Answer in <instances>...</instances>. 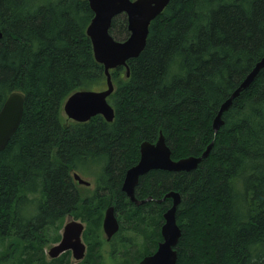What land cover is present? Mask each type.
Wrapping results in <instances>:
<instances>
[{
    "label": "trees",
    "instance_id": "obj_1",
    "mask_svg": "<svg viewBox=\"0 0 264 264\" xmlns=\"http://www.w3.org/2000/svg\"><path fill=\"white\" fill-rule=\"evenodd\" d=\"M91 10L88 0H0V109L12 91L26 94L20 126L0 152V237L9 242L0 264H70L68 252L45 261L68 216L87 223L81 264H118V252L139 264L162 239L172 199H159L171 190L182 195L177 264H264V68L213 128L221 104L264 56V0H171L145 49L128 60L130 75L125 66L111 71L114 120L76 122L63 111L68 96L107 87L87 34ZM110 32L128 37L126 14ZM161 132L174 159L212 148L192 171L142 176L136 195L152 199L138 205L122 183L141 142ZM74 172L96 175L90 194ZM110 205L121 228L111 240L118 247L106 251Z\"/></svg>",
    "mask_w": 264,
    "mask_h": 264
},
{
    "label": "water",
    "instance_id": "obj_2",
    "mask_svg": "<svg viewBox=\"0 0 264 264\" xmlns=\"http://www.w3.org/2000/svg\"><path fill=\"white\" fill-rule=\"evenodd\" d=\"M94 12V16L87 27V34L91 39L96 60L104 65L107 77V87L100 90L80 89L68 96L65 100L64 113L71 120L86 122L96 115H102L111 122L115 117V109L108 98L115 89L112 69L125 66L127 76L130 75L128 60L136 58L145 49L150 31V25L168 6L171 0H88ZM125 13L128 21L129 35L123 40L116 39L110 32L113 18ZM3 30L0 27V37ZM264 68V56L257 61L252 70L246 75L239 86L221 104L217 115L213 120L215 133L225 123L223 114L230 109L234 100L249 88L255 81L260 71ZM26 94L20 90L12 91L0 109V152L4 150L11 137L20 126L24 109ZM212 143L200 156L189 155L179 159L172 157V149L161 132L155 142L144 140L140 145V159L131 166L125 174L122 190L132 202L140 205L147 200L136 196V186L140 178L154 169L168 171H192L196 169L203 159L210 154ZM74 178L80 184L90 185L91 181L83 178L78 172H74ZM172 199L171 205L164 212L162 224V240L157 250L140 260V264H177L179 254L177 246L183 234L178 223V208L182 202L179 191L171 190L159 201ZM107 240H111L120 229L114 205L106 208L102 223ZM85 223L81 220L68 217L62 229V237L59 242L51 245L48 254L56 258L68 250H72L76 260H82L86 256L87 245L83 240Z\"/></svg>",
    "mask_w": 264,
    "mask_h": 264
},
{
    "label": "rangeland",
    "instance_id": "obj_3",
    "mask_svg": "<svg viewBox=\"0 0 264 264\" xmlns=\"http://www.w3.org/2000/svg\"><path fill=\"white\" fill-rule=\"evenodd\" d=\"M42 1V0H40ZM84 178H86L87 180L91 181V184L90 185H84V184H79V188L80 190L83 192V194H90L95 185H96V176L95 175H89V176H85ZM78 220H81L85 223V225H87L86 221L82 220L81 218H77ZM67 221V220H66ZM61 232V231H60ZM105 237V236H104ZM86 241V240H85ZM8 240H4L0 237V257H3L4 255H6L7 251L5 250L7 245H8ZM54 242H51L49 243L46 247H45V261L46 262H51L50 260V257L48 256V249L49 247L53 244ZM87 243V242H86ZM55 244V243H54ZM118 244L119 243H115V244H112V241L111 242H107V244H105V248H106V251H109L110 248L112 249L113 247L117 246L118 247ZM105 251V252H106ZM131 259L134 260L132 254L130 255ZM112 258V257H110ZM109 258V259H110ZM69 260L72 262V264H81L82 261H77L74 263V261H76L73 257V255H70L69 256ZM127 260V254H123L121 252H118L117 254V258L116 257H113L111 262H118V264H127L125 263V261Z\"/></svg>",
    "mask_w": 264,
    "mask_h": 264
},
{
    "label": "flooded vegetation",
    "instance_id": "obj_4",
    "mask_svg": "<svg viewBox=\"0 0 264 264\" xmlns=\"http://www.w3.org/2000/svg\"><path fill=\"white\" fill-rule=\"evenodd\" d=\"M139 159H140V158H139ZM145 175H146V174H145ZM73 176H74V173H73ZM143 176H144V175H143ZM74 179H75V178H74ZM75 180H76V179H75ZM76 181L78 182V180H76ZM78 183H79V182H78ZM139 183H140V182H139ZM79 184H80V183H79ZM122 184H123V183H122ZM138 185H139V184H138ZM138 185H137V186H138ZM137 186H136V189H137ZM135 193H136V190H135ZM125 194H126V193H125ZM126 195H127V194H126ZM136 196H137V195H136ZM159 202H162V201H159ZM107 207H108V206H107ZM107 207H106V208H107ZM114 207H115V206H114ZM105 210H106V209H105ZM115 210H116V207H115ZM116 213H117V212H116ZM117 216H118V215H117ZM161 228H162V225H161ZM161 228H160V233H161ZM161 236H162V233H161ZM61 237H62V229H61ZM161 240H162V239H161ZM161 240H160V241H161ZM160 241H159V242H160ZM57 242H58V241H57ZM110 242H111V240H110ZM159 242H158V244H159ZM158 244H157V248H158ZM87 245H88V244H87ZM157 248H156V250H157ZM156 250H155V251H156ZM155 251H154V252H155ZM47 252H48V251H47ZM67 252L69 253V256H70V255H73L72 250H68ZM67 252L65 251L64 253H67ZM87 252H88V250H87ZM87 252H86V255H87ZM154 252H153V253H154ZM27 253H28V252H25V254H27ZM64 253H62L60 256H62ZM47 254H48V253H47ZM151 254H152V253H151ZM148 255H149V254H148ZM48 256H49V254H48ZM60 256H58V257H56V258H51L50 256H49V257H50V259L52 260V259H57V258H59ZM85 257H86V256H85ZM74 259H75V258H74ZM75 260H76V259H75ZM83 260H84V259H82V260H76V261H74V263L77 262V261H83ZM70 264H72L71 261H70Z\"/></svg>",
    "mask_w": 264,
    "mask_h": 264
},
{
    "label": "bare ground",
    "instance_id": "obj_5",
    "mask_svg": "<svg viewBox=\"0 0 264 264\" xmlns=\"http://www.w3.org/2000/svg\"><path fill=\"white\" fill-rule=\"evenodd\" d=\"M87 3H88V2H87ZM91 11H92V10H91ZM91 14H92V13H91ZM87 24H88V23H87ZM84 27H85V26H84ZM83 32H84V31H83ZM90 44H91V43H90ZM82 88H83V87H82ZM76 90H77V89H76ZM100 162H101V161H100ZM94 166H95V165H94ZM96 166H97V165H96ZM96 166H95V167H96ZM99 168H100V167H99ZM81 172H82V171H81ZM100 172H101V171H100ZM96 173H98V172H96ZM83 174H84V173H83ZM100 174H101V173H100ZM95 176H96V175H95ZM96 184H97V183H96ZM98 187H99V186H98ZM30 190H31V189H30ZM72 215H73V214H72ZM84 221H85V220H84ZM112 239H113V238H112ZM112 239H111V240H112ZM66 252H67V251H66ZM11 264H12V263H11Z\"/></svg>",
    "mask_w": 264,
    "mask_h": 264
}]
</instances>
